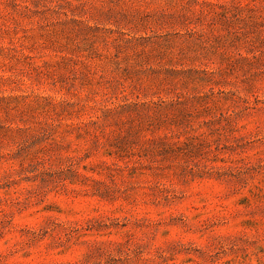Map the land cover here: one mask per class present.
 <instances>
[{"label":"rangeland","instance_id":"rangeland-1","mask_svg":"<svg viewBox=\"0 0 264 264\" xmlns=\"http://www.w3.org/2000/svg\"><path fill=\"white\" fill-rule=\"evenodd\" d=\"M0 264H264V0H0Z\"/></svg>","mask_w":264,"mask_h":264}]
</instances>
